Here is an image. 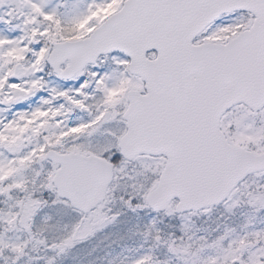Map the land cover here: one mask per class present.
Masks as SVG:
<instances>
[{
	"label": "snow or ice",
	"instance_id": "snow-or-ice-1",
	"mask_svg": "<svg viewBox=\"0 0 264 264\" xmlns=\"http://www.w3.org/2000/svg\"><path fill=\"white\" fill-rule=\"evenodd\" d=\"M0 264H264V0H0Z\"/></svg>",
	"mask_w": 264,
	"mask_h": 264
}]
</instances>
